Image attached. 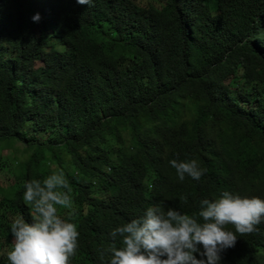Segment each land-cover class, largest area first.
Masks as SVG:
<instances>
[{
	"label": "trees",
	"instance_id": "trees-1",
	"mask_svg": "<svg viewBox=\"0 0 264 264\" xmlns=\"http://www.w3.org/2000/svg\"><path fill=\"white\" fill-rule=\"evenodd\" d=\"M176 158L208 171L180 182ZM0 171V264L13 218L33 216L24 182L60 171L69 264H108L109 233L154 202L264 200V0H0ZM259 227L220 264H264Z\"/></svg>",
	"mask_w": 264,
	"mask_h": 264
},
{
	"label": "clouds",
	"instance_id": "clouds-1",
	"mask_svg": "<svg viewBox=\"0 0 264 264\" xmlns=\"http://www.w3.org/2000/svg\"><path fill=\"white\" fill-rule=\"evenodd\" d=\"M93 6V0H76ZM40 19L39 14L33 21ZM180 182L186 177L200 181L207 173L197 159L169 161ZM23 200L31 205L33 216L23 214L10 224L9 264H69L78 250V226L74 200L63 171L43 181L24 182ZM181 201L188 203L186 196ZM67 211V218L59 209ZM264 200L223 191L218 198L199 200L195 214L182 212L164 201L154 202L143 215L115 227L110 233L108 264H220L221 253L235 246L237 234L261 233ZM229 225L234 228L229 229Z\"/></svg>",
	"mask_w": 264,
	"mask_h": 264
},
{
	"label": "rangeland",
	"instance_id": "rangeland-1",
	"mask_svg": "<svg viewBox=\"0 0 264 264\" xmlns=\"http://www.w3.org/2000/svg\"><path fill=\"white\" fill-rule=\"evenodd\" d=\"M215 8V7H214ZM41 65V63L40 62H38V63H36V66L38 67V66H40ZM13 169H14V167H12ZM10 176V173L9 172H6V171H0V180H1V182L5 185V186H7L9 183H7L8 182V177ZM7 182H6V181ZM0 255H1V253H0ZM1 257V256H0Z\"/></svg>",
	"mask_w": 264,
	"mask_h": 264
}]
</instances>
